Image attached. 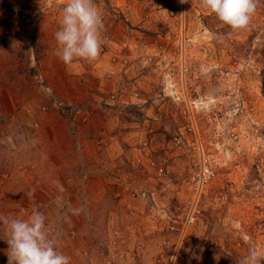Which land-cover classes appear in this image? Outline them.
I'll return each instance as SVG.
<instances>
[{"label":"rangeland","instance_id":"obj_1","mask_svg":"<svg viewBox=\"0 0 264 264\" xmlns=\"http://www.w3.org/2000/svg\"><path fill=\"white\" fill-rule=\"evenodd\" d=\"M139 1L94 0L101 54L68 73L57 5L0 0V216L39 210L70 264L264 254V0L237 31L189 0L182 33L164 0ZM201 148L216 176L186 226ZM7 239L0 224V264Z\"/></svg>","mask_w":264,"mask_h":264},{"label":"clouds","instance_id":"obj_2","mask_svg":"<svg viewBox=\"0 0 264 264\" xmlns=\"http://www.w3.org/2000/svg\"><path fill=\"white\" fill-rule=\"evenodd\" d=\"M181 4L189 0H179ZM260 0H201L202 7L232 30H244L255 14ZM102 13L94 0H68L63 7L60 28L55 32L56 55L70 66L75 60L96 61L102 51L104 31ZM45 216L33 210L27 219L0 216V224L8 230V264H70V257L58 250V238L51 234ZM175 258H173L174 260ZM238 264H264V254L254 246Z\"/></svg>","mask_w":264,"mask_h":264},{"label":"built area","instance_id":"obj_3","mask_svg":"<svg viewBox=\"0 0 264 264\" xmlns=\"http://www.w3.org/2000/svg\"><path fill=\"white\" fill-rule=\"evenodd\" d=\"M167 3L166 11L168 16L176 21L180 33L184 30V6L179 0H164ZM68 0H48V4L57 5L56 7L63 12V7ZM51 7V6H47ZM199 159V170L187 184L189 196L184 201V224L186 226L194 224L201 216V204L207 193L211 182L215 179V160L206 156L201 148Z\"/></svg>","mask_w":264,"mask_h":264},{"label":"crops","instance_id":"obj_4","mask_svg":"<svg viewBox=\"0 0 264 264\" xmlns=\"http://www.w3.org/2000/svg\"><path fill=\"white\" fill-rule=\"evenodd\" d=\"M116 1V6H120L121 7V9H126V11L127 12H129L128 14H130L131 12L130 11H132L131 9L133 8V7H130L131 5L133 6V4H136V6H137V3L139 4V3H142V2H138V0L136 1V0H129V1H126V3H118V1L119 0H115ZM121 1H123V0H121ZM124 5V6H123ZM127 5V6H126ZM142 5H143V3H142ZM135 6V5H134ZM127 7V8H126ZM99 9V8H98ZM85 67H84V63H83V60H79V59H77V60H75L70 66H68V65H66L65 66V70L68 72V73H72V72H80V71H82L83 69H84Z\"/></svg>","mask_w":264,"mask_h":264}]
</instances>
